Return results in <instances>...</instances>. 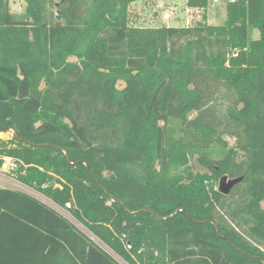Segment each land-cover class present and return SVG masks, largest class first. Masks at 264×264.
I'll return each mask as SVG.
<instances>
[{
  "label": "trees",
  "instance_id": "obj_1",
  "mask_svg": "<svg viewBox=\"0 0 264 264\" xmlns=\"http://www.w3.org/2000/svg\"><path fill=\"white\" fill-rule=\"evenodd\" d=\"M134 1L0 0V264H264V0Z\"/></svg>",
  "mask_w": 264,
  "mask_h": 264
},
{
  "label": "rangeland",
  "instance_id": "obj_2",
  "mask_svg": "<svg viewBox=\"0 0 264 264\" xmlns=\"http://www.w3.org/2000/svg\"><path fill=\"white\" fill-rule=\"evenodd\" d=\"M223 1L215 6L216 9L223 7ZM10 11L20 14L24 8V0H9ZM218 11V10H217ZM55 13V10H54ZM57 13V12H56ZM55 13V14H56ZM192 12H186V6L182 0H135L128 6V20L131 25L144 27H157L161 25L167 26H184L190 25L195 20L200 19ZM220 19H215L213 23H220ZM218 109L221 110L223 103L219 102ZM12 137L10 133L0 134V138L8 140ZM228 143L231 145L233 139L228 138ZM194 160H190L193 164ZM0 187L21 188L11 176L10 173L0 175ZM218 187V182L217 186ZM69 220L84 230L79 223L68 215Z\"/></svg>",
  "mask_w": 264,
  "mask_h": 264
},
{
  "label": "crops",
  "instance_id": "obj_3",
  "mask_svg": "<svg viewBox=\"0 0 264 264\" xmlns=\"http://www.w3.org/2000/svg\"><path fill=\"white\" fill-rule=\"evenodd\" d=\"M223 1V4H224V1L225 0H210V3L208 5V7L206 8V10L204 11L203 9H197V8H190V7H187L186 6V12L189 11V12H192L196 15V17H200L201 18V15L202 13H205V16H206V21L210 24H219V23H213V21L215 19H220V21L222 22L225 18V8H224V5L223 7H219V9H216L215 6L217 4H220L221 2ZM182 3L185 4V0H182ZM218 10V11H217ZM194 15V16H195ZM220 22V23H221ZM185 26V25H184ZM258 34L256 31H254L253 33V38H257Z\"/></svg>",
  "mask_w": 264,
  "mask_h": 264
},
{
  "label": "water",
  "instance_id": "obj_4",
  "mask_svg": "<svg viewBox=\"0 0 264 264\" xmlns=\"http://www.w3.org/2000/svg\"><path fill=\"white\" fill-rule=\"evenodd\" d=\"M56 19H60V10H57ZM242 177L229 178L227 175H223L218 180L217 190L223 194H228L229 191L236 185Z\"/></svg>",
  "mask_w": 264,
  "mask_h": 264
},
{
  "label": "built area",
  "instance_id": "obj_5",
  "mask_svg": "<svg viewBox=\"0 0 264 264\" xmlns=\"http://www.w3.org/2000/svg\"><path fill=\"white\" fill-rule=\"evenodd\" d=\"M4 133H9L10 134L11 132H0V134H4ZM0 139H2V138H0ZM16 167H17V162L14 159H12L11 157H3V160H2V163H1V166H0V175L2 176L5 173H10V171H12ZM65 206L66 207H70V202H67L65 204ZM60 212L62 214H64L65 216H67V214L64 211H60ZM126 247H129L128 243H126Z\"/></svg>",
  "mask_w": 264,
  "mask_h": 264
}]
</instances>
